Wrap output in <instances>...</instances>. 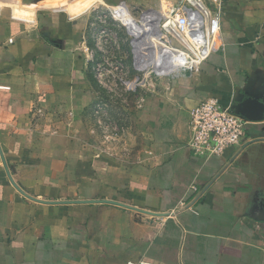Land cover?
<instances>
[{"label":"crops","instance_id":"1","mask_svg":"<svg viewBox=\"0 0 264 264\" xmlns=\"http://www.w3.org/2000/svg\"><path fill=\"white\" fill-rule=\"evenodd\" d=\"M22 1V10L0 7V264H264V221L253 218L264 207V141L236 155L264 139V0H220V32L200 72L141 99L136 155L87 132L98 96L88 11L70 18L42 7L55 0ZM207 97L238 105L250 123L224 158L187 148L190 112ZM3 158L38 201L15 188ZM93 200L163 216L44 203Z\"/></svg>","mask_w":264,"mask_h":264},{"label":"built area","instance_id":"2","mask_svg":"<svg viewBox=\"0 0 264 264\" xmlns=\"http://www.w3.org/2000/svg\"><path fill=\"white\" fill-rule=\"evenodd\" d=\"M165 2L167 11L163 8ZM121 6L126 9L124 4ZM121 6L114 13L137 45L135 64L140 69L154 70L157 79L174 80L199 73L209 60L220 32L223 1L211 8L205 0L179 4L160 0L158 19L150 14L156 10L143 13L140 21L129 13L135 28L121 17ZM139 83L145 85L142 80ZM249 124L234 104L224 106L218 99L207 97L190 112L187 148L193 156L205 160L224 158L238 151Z\"/></svg>","mask_w":264,"mask_h":264},{"label":"rangeland","instance_id":"3","mask_svg":"<svg viewBox=\"0 0 264 264\" xmlns=\"http://www.w3.org/2000/svg\"><path fill=\"white\" fill-rule=\"evenodd\" d=\"M33 1L39 3L43 0ZM22 2L0 0V7L17 4L18 10H22L25 9L20 6ZM74 2L68 0V3ZM183 2L181 0L180 3ZM120 6L123 11L121 17L127 24L130 22L131 28L135 27L129 13L134 20L140 21L143 13L156 10L150 14L156 16L155 19L159 18L160 0H94V6L88 11V45L92 56L90 74L98 96L88 109L85 125L91 139L101 147L124 152L129 149L130 155H136L144 137V123L139 115L141 99L154 96L158 89L166 88L170 80L157 79L154 70H142L135 64L137 45L133 44L127 26L114 13ZM167 7L165 2V11ZM141 80L145 85L139 86Z\"/></svg>","mask_w":264,"mask_h":264},{"label":"water","instance_id":"4","mask_svg":"<svg viewBox=\"0 0 264 264\" xmlns=\"http://www.w3.org/2000/svg\"><path fill=\"white\" fill-rule=\"evenodd\" d=\"M235 107L237 108L238 112L244 116L246 118V113H244L243 111H241L240 107L238 105H235ZM247 120V118H246ZM261 141H264V139H254V140H251L250 142L246 143L243 145V147L241 148V150H239L236 155L244 150L247 146H249L250 144L252 143H256V142H261ZM3 162H4V165L6 167V170L9 174V178H10V181L12 182V184L15 186V188L21 192L23 195H25L26 197L30 198V199H33L35 201H38L37 199L35 198H32L31 196H29L26 192H24L16 183L15 181L13 180L11 174H10V170L9 168L7 167V164H6V161L5 159L3 158ZM41 202V201H40ZM44 203H85V204H111V205H116V206H120V207H123V208H126V209H130V210H134V211H137V212H140V213H144V214H148V215H154V216H163V214H155V213H152V212H148L146 210H143V209H140V208H137V207H133V206H130V205H126V204H123V203H120V202H117V201H113V200H93V201H78V202H44ZM192 205V204H191ZM188 207V206H187ZM253 213V212H252ZM253 218L257 221H264V207H262V209L260 210V214L259 215H256V214H253Z\"/></svg>","mask_w":264,"mask_h":264},{"label":"clouds","instance_id":"5","mask_svg":"<svg viewBox=\"0 0 264 264\" xmlns=\"http://www.w3.org/2000/svg\"><path fill=\"white\" fill-rule=\"evenodd\" d=\"M8 7H11L13 9H18L17 4H9ZM47 7H61L63 6L67 13L69 14V17H75L79 14L85 13L89 11L94 6V0H75L74 3H68V0H55V2H50L47 5H42ZM33 8L36 6L33 5ZM16 16L21 17L22 19H30L33 16V13L31 11H15L14 13Z\"/></svg>","mask_w":264,"mask_h":264}]
</instances>
